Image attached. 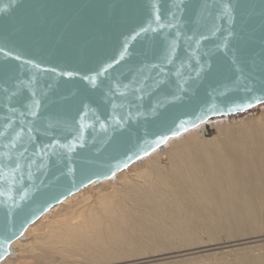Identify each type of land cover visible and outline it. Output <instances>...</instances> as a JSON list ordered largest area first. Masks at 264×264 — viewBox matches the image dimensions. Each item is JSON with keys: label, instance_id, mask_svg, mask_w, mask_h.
I'll use <instances>...</instances> for the list:
<instances>
[{"label": "water", "instance_id": "1", "mask_svg": "<svg viewBox=\"0 0 264 264\" xmlns=\"http://www.w3.org/2000/svg\"><path fill=\"white\" fill-rule=\"evenodd\" d=\"M152 0H0V47H7L13 56L21 60L9 59L0 55V65H7L20 79L35 77L40 89L46 92L44 112L53 118L65 121L69 125L84 123L93 125L87 130L82 141L83 147H77L73 153L57 150L58 155L37 170L33 168V179L26 184L28 195L23 202L3 198L0 203V260L9 253L10 243L21 237L25 229L37 221L51 208L93 182H99L114 176L118 171L131 165L152 152V147L163 149L165 139L157 145L161 137L181 133L192 128L186 124L193 116L207 115L211 118L238 115L264 104V77L242 79V85H248L251 92L236 90L233 85L234 74L229 64L232 53H217V70L202 79H193L184 85L186 91L178 92L177 85L169 82L167 87L147 101L139 119H131L114 131L100 127L105 115H110L111 107L106 93L109 85L126 77H134L141 72L154 74L151 62L160 55L159 37L153 42L141 35L136 37L133 29L138 25L151 23L148 5ZM175 0H166L162 22L172 19L167 15ZM211 7L221 0H202ZM239 0H232L238 3ZM254 6V18L247 21L244 39L233 41V51L238 47L246 57H256L264 49V32L261 31L260 5L264 0H243ZM187 5L180 20L179 30L190 34L193 30L209 34L213 23L212 12L197 14L198 0H184ZM184 7V5H182ZM174 10V9H173ZM195 17V19H194ZM220 24L221 21L215 20ZM155 26V25H153ZM228 27L226 23L223 24ZM240 30V25H236ZM176 31V29L166 30ZM151 35V34H150ZM209 40L201 47L206 50L218 44ZM180 58L187 48L185 40L179 41ZM127 49V51H125ZM195 51V48L191 49ZM121 57L123 59L121 60ZM31 60L33 64L24 63ZM119 61V62H118ZM112 67L105 72L104 69ZM56 68V72H45V68ZM72 71L74 76H61V72ZM192 70L189 69V72ZM99 75L97 76V73ZM247 69L245 76H249ZM85 77H95L99 87L91 84ZM103 81V83H100ZM48 85V87H45ZM0 79V87H4ZM227 92V95L221 93ZM173 94L180 99L172 100ZM27 96L20 98L22 102ZM3 96L0 95V101ZM232 101L251 103V107L239 112L220 115L211 108L228 113ZM159 102V107L153 105ZM82 103L90 105L81 111ZM123 115L126 109L117 110ZM3 107H0V131L4 130ZM44 126L45 120L37 121ZM112 122L110 121V124ZM59 134V130H57ZM6 143V140L0 141ZM4 151V149H0ZM139 154V157L137 156ZM39 163V161H37ZM114 173V175H113ZM19 187V186H17ZM6 240V242H5Z\"/></svg>", "mask_w": 264, "mask_h": 264}, {"label": "bare ground", "instance_id": "2", "mask_svg": "<svg viewBox=\"0 0 264 264\" xmlns=\"http://www.w3.org/2000/svg\"><path fill=\"white\" fill-rule=\"evenodd\" d=\"M251 120L172 136L51 208L0 264H264V118Z\"/></svg>", "mask_w": 264, "mask_h": 264}, {"label": "snow or ice", "instance_id": "3", "mask_svg": "<svg viewBox=\"0 0 264 264\" xmlns=\"http://www.w3.org/2000/svg\"><path fill=\"white\" fill-rule=\"evenodd\" d=\"M165 2L166 0H152L150 4L145 5L152 22L146 23V25L140 24L136 29H133L136 37L145 36L153 42V47H155L156 38L159 37L160 55L157 60L151 62L154 74L141 72L134 77H126L127 82L119 80L109 85L106 95L111 113L105 115L100 121L102 129L114 126L115 131L131 119H139L144 115L141 109L145 103L151 101L154 96L167 87L169 82L176 83L178 92H185L184 85L193 79V74L196 79H202L217 70L214 57L220 52L232 53L229 64L234 74L232 82L236 90L242 88L245 92H251L252 89L248 85H242V79H252L254 82L256 75L264 77V49L259 53L258 59L243 56L238 47L233 51V41L244 39L247 21L254 18L252 11L254 6L244 3L243 0H239L238 3H232V0H221L219 4L210 7L208 3L198 0V15L203 12H212V9H215L212 15L213 23L209 34L200 32L198 28L190 34H186L178 27L183 12L187 8L184 0H175L173 7L169 8L167 12V15L172 19L162 22L165 15ZM259 7L261 31L264 32V3ZM2 11L3 9H0V12ZM217 19L221 21L220 24L215 23ZM224 23L228 25L227 28L223 26ZM237 24L240 25L239 31L236 30ZM171 29H176V31H168L165 34L166 30ZM217 37H220L218 44H214L213 47L206 50L201 47L209 40L215 41ZM182 39L187 43V48L184 49V57L180 58L179 41ZM193 48L195 51H191ZM0 55H6L9 59L17 61L21 60L20 56H13L12 51L6 46L0 47ZM122 59L123 57H121ZM24 63L33 64L31 60L24 61ZM33 66L40 68L38 64H33ZM111 67L112 65L109 64L104 71L107 72ZM189 69L192 71L189 72ZM246 69L250 74L247 77L245 76ZM43 71L55 73L56 68H45ZM61 76L72 78L74 73L65 71L61 72ZM0 79L5 85L0 87V95L3 96L0 107H3L5 112L4 130L0 131V141H7L6 143L0 142V149H4V151H0V203L4 202L3 198L12 201L18 198L23 202L28 195L26 184L33 179V168L35 167L37 170L43 168L47 162H50L52 156L58 155L57 150L73 153L77 147H83L82 141L87 135V130L93 125L84 123L69 125L65 121L53 118L51 113L46 115L43 104L46 92L40 89L39 81L35 77H29L26 80L20 79L19 75H14L13 70L9 69L7 65H0ZM85 79L99 87L95 77H85ZM25 92H27V96L21 102L20 98L24 97ZM227 94V92L221 93V95ZM179 99V95L173 94L170 102ZM251 106L250 102L245 104L243 101H232L230 105L226 106L229 108L228 113L220 112L216 108H211L208 111H216L220 115H225L231 114L233 111L246 110ZM87 107L90 105L82 103L81 111ZM156 107H159V102L153 105V109ZM119 109H126V111L120 115L117 111ZM39 119L46 121L44 126L38 125ZM210 119L211 117L205 112L204 115L193 116L191 120L186 124H181L180 127L186 129L187 124H190L196 128L200 124L207 123ZM57 130H59V134ZM180 134L179 130L174 133V135ZM170 138L171 135L161 137L156 141V144L159 145L165 139ZM152 150L155 151L156 147L153 146ZM150 154V152H145V155ZM137 156L139 157L138 153Z\"/></svg>", "mask_w": 264, "mask_h": 264}, {"label": "rangeland", "instance_id": "4", "mask_svg": "<svg viewBox=\"0 0 264 264\" xmlns=\"http://www.w3.org/2000/svg\"><path fill=\"white\" fill-rule=\"evenodd\" d=\"M264 118V104H261L255 108H253L252 110H249L247 112L238 114V115H231V116H222V117H216V118H211V120H216L217 118H225L227 120H231V121H240V120H248V121H253L251 119L256 120L257 118ZM247 121V122H248ZM217 130L213 129V131L211 132V135H216ZM261 244V243H260ZM156 264V263H154Z\"/></svg>", "mask_w": 264, "mask_h": 264}]
</instances>
